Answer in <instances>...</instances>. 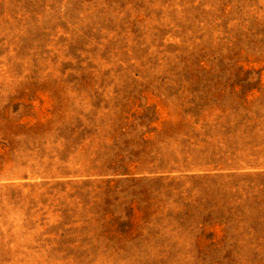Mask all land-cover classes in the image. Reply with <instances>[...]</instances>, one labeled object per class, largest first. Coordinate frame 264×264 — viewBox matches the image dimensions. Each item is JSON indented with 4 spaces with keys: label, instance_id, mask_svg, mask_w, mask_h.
Returning <instances> with one entry per match:
<instances>
[{
    "label": "rangeland",
    "instance_id": "374dc122",
    "mask_svg": "<svg viewBox=\"0 0 264 264\" xmlns=\"http://www.w3.org/2000/svg\"><path fill=\"white\" fill-rule=\"evenodd\" d=\"M0 264H264V0H0Z\"/></svg>",
    "mask_w": 264,
    "mask_h": 264
}]
</instances>
